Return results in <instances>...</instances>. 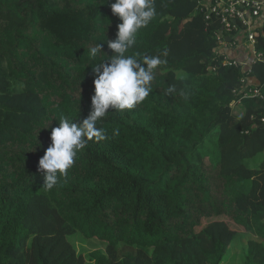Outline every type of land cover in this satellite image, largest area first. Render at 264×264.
I'll use <instances>...</instances> for the list:
<instances>
[{
  "label": "trees",
  "instance_id": "obj_1",
  "mask_svg": "<svg viewBox=\"0 0 264 264\" xmlns=\"http://www.w3.org/2000/svg\"><path fill=\"white\" fill-rule=\"evenodd\" d=\"M114 2L0 0V264H224L242 237L245 264H264V161L248 165L264 154V99H242L255 88L244 70L211 71L223 27L198 0H156L127 53L167 51L149 96L110 108L97 124L106 139L43 187L51 129L91 110L92 67L121 23ZM97 43L105 53L92 58ZM252 68L264 96V63ZM78 234L103 246L91 262L69 242Z\"/></svg>",
  "mask_w": 264,
  "mask_h": 264
},
{
  "label": "clouds",
  "instance_id": "obj_2",
  "mask_svg": "<svg viewBox=\"0 0 264 264\" xmlns=\"http://www.w3.org/2000/svg\"><path fill=\"white\" fill-rule=\"evenodd\" d=\"M155 3L156 0H115L111 3L112 14L121 21L117 24L116 38L107 40L112 54L109 59L92 67L95 74L94 95L88 116L79 122L61 116L58 126L51 129V143L38 163L46 189L51 190L58 183V174L66 176L67 170L74 165L78 151L84 149L89 140L106 139L104 129L97 124L110 108L132 109L149 96L154 70L167 62L162 59L167 57V51L161 55L142 57L139 53H127L136 44L139 30L148 27L157 15ZM221 32L219 35L223 36ZM103 46V43H97L90 47V56L96 58L98 54L105 53Z\"/></svg>",
  "mask_w": 264,
  "mask_h": 264
},
{
  "label": "built area",
  "instance_id": "obj_3",
  "mask_svg": "<svg viewBox=\"0 0 264 264\" xmlns=\"http://www.w3.org/2000/svg\"><path fill=\"white\" fill-rule=\"evenodd\" d=\"M200 11L205 14L206 19L215 17L223 27V34L217 37L219 45H225L224 36L236 37L237 35H245L247 37L248 47L251 50V62L230 60L225 56H220L214 60L216 64L211 69L215 72L220 66H228L240 68L244 70L245 76L241 79L244 86L247 81H258L252 78V67L258 62L264 63V54L258 52L256 46L258 44L259 35L264 28V1L263 0H198ZM227 34H225V32ZM242 91V99L258 98L264 99L263 93L258 89V84L254 89ZM239 92V91H238ZM241 100L234 102L233 106L239 105ZM264 123V119L262 120Z\"/></svg>",
  "mask_w": 264,
  "mask_h": 264
},
{
  "label": "rangeland",
  "instance_id": "obj_4",
  "mask_svg": "<svg viewBox=\"0 0 264 264\" xmlns=\"http://www.w3.org/2000/svg\"><path fill=\"white\" fill-rule=\"evenodd\" d=\"M232 108L234 109L236 116L239 117L242 115L241 108H237L236 106H233ZM205 161L208 164V158ZM263 161H264V154H260L256 158H254L252 161H248V165L251 166L249 168L250 169L249 171L254 172L256 168L258 169L260 167ZM249 171H247L245 175H247ZM226 221L228 222V224L230 225L232 229L237 230L238 232H244L243 228L235 225L232 221H229V220H226ZM68 239H69V242L72 243V245L74 246L77 252H82L84 254L88 262H91L89 254L103 247L99 242L84 240L79 234L77 236H73ZM244 241H245V238L243 237L236 239V244H234V247L232 248V252L226 258L224 264H245L246 249H245Z\"/></svg>",
  "mask_w": 264,
  "mask_h": 264
},
{
  "label": "crops",
  "instance_id": "obj_5",
  "mask_svg": "<svg viewBox=\"0 0 264 264\" xmlns=\"http://www.w3.org/2000/svg\"><path fill=\"white\" fill-rule=\"evenodd\" d=\"M224 37L225 45H219V49L216 53V58L218 57V55H220L225 56L230 60L251 62V50L248 47L247 37L245 35H237L236 37ZM250 85L256 87L257 84ZM236 107H238V105Z\"/></svg>",
  "mask_w": 264,
  "mask_h": 264
}]
</instances>
